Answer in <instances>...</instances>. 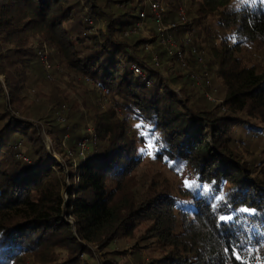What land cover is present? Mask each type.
<instances>
[{"label": "trees", "instance_id": "16d2710c", "mask_svg": "<svg viewBox=\"0 0 264 264\" xmlns=\"http://www.w3.org/2000/svg\"><path fill=\"white\" fill-rule=\"evenodd\" d=\"M159 1L0 0V76L5 82L0 80V264H20L26 255L34 256L33 264H81L85 253L96 264L86 244L112 255L115 238L125 236L134 250L154 251L146 264H240L232 247L244 264H264V182L248 174L232 148L238 131H254V121L260 122L255 129L264 140V72L236 56L247 43L264 44V0H188L185 21L175 18L180 0H162L170 5L164 20L174 14L176 24L163 32H176L179 51L173 56L154 26L146 27L153 34L150 40L134 32L140 14L148 18L150 5ZM213 14L223 30L220 43L232 51L215 71L226 89L221 102L211 101L196 84L189 63L201 67L202 74L213 73L197 59L203 49L196 37L183 38L186 29ZM33 27L45 33L68 66L88 77L95 95L103 90L123 111L116 117L89 112L88 119L83 112L77 130L55 133L46 126L61 155L56 164L42 125L29 120L31 115L45 120L40 107L29 115L9 107L21 91L49 80L28 48ZM148 44L157 48V62L145 49ZM173 61L188 73L162 75L160 65ZM150 152L184 174L187 183L180 192L185 200L149 196L142 201L121 188V180ZM225 214L232 220L221 223L219 216ZM147 221L150 228L138 231ZM101 261L121 264L112 256Z\"/></svg>", "mask_w": 264, "mask_h": 264}, {"label": "rangeland", "instance_id": "374dc122", "mask_svg": "<svg viewBox=\"0 0 264 264\" xmlns=\"http://www.w3.org/2000/svg\"><path fill=\"white\" fill-rule=\"evenodd\" d=\"M158 3L163 8V30L169 31L171 28H169L168 25L174 23V21L171 20L174 14L168 16L165 21L164 17H167V13H165L167 9L166 7L170 8V5L168 2L162 0ZM167 4L169 6H167ZM184 6H187L189 10L190 5H188V0H180V3L178 4V13L175 16L176 19L180 18L179 12L181 9L186 14L187 8ZM141 18L142 19L134 25V32L138 33L140 37L150 40L153 37V34L150 30H147L146 27L149 28V26H154L157 29V26L155 25L151 14L148 18H145L144 14V17ZM217 18V14H213L211 17H206L205 19L200 20L198 22L199 24H196L193 27V30H190V28L185 30L183 38L188 37L193 40V38L196 37L203 49L201 52L202 54L197 53V59H201L203 64L205 63L206 65V70L208 71V69H210L213 73L210 74L209 72H205L202 74L201 67L196 64V67L194 68L189 63V68L190 71L194 73L192 74V77L195 78L196 84L203 89L205 95L211 101L221 102L224 98L226 89L222 86L220 80L216 78L215 71L221 67L224 55L230 56L232 55V51L222 45L219 41L223 30L216 25ZM185 20H187V18H185ZM189 20L190 23H192L191 20L193 19L189 18ZM31 31L32 34H30L27 39L28 48L31 53H36L38 55L40 64L49 75V80H42L41 82H38L36 86L32 82V85L34 86L29 87L26 92L25 90L21 91V94L17 96L16 100H10L9 107L15 108L18 115H21V113L29 115L35 108L40 107L43 111L42 113L46 116L45 120L39 122L38 119L32 115L29 117V120L33 123H40V125H42L41 134L51 155V160L56 164L61 161V155L55 153V145H53L50 135L46 132V126H50L48 128L55 133H61V128H66L65 131L68 129L77 130L81 127V124L84 121L83 117H81L83 112L86 113L84 118L88 119L91 115L89 112H95V114H103L105 112L111 114L112 112V115L116 117L119 115L122 116L123 111L118 106H114L111 103V100L108 99V96L103 90L98 91V94L95 95L93 93L94 86L91 81L88 80V77L83 72L68 66L63 55L55 51L54 48L45 41V33H41L36 27H33ZM175 34L176 32L173 30L172 32H167L160 36V38L165 39L164 43L161 42V45L172 51L170 56H173L176 51H179L177 46L178 43L174 39ZM183 38L181 40H183ZM164 47H162L160 51H163ZM145 49L150 52L153 60L155 58L154 61L157 62L156 57L159 54L157 48L148 44ZM239 54L243 57L244 62L254 66L258 71L264 72V44H261L260 42L247 43L243 47L242 52L237 53L236 56H239ZM165 59L167 58L163 57L161 58V61H164ZM168 67H171L172 71H170ZM11 69L12 71L16 70V68L13 67ZM19 70L25 71L24 68H20ZM159 70L162 75L168 78L177 74L181 75L182 71H184L181 67L179 68L177 66L176 61L168 62L166 65H160ZM186 73L188 72H183V74ZM0 80L3 84L5 83L3 76H0ZM180 86L179 84H175L174 88L179 89ZM24 94H26L25 99H23V96H25ZM236 116L245 118V113H239ZM254 122L255 125L252 127L254 129L251 133L252 135H242L241 132L238 131L235 144L232 148L238 155L240 163L245 166L248 174H251L253 177L264 182V140H261V136L258 135V129H255V127L258 128L261 126V124L259 125L260 122ZM86 123L87 131L90 134H94L93 125L87 121ZM65 166L66 167L63 168L65 182L69 185L68 165ZM186 183L187 179L184 174H176L167 166H164L159 161L155 160L150 154H145L144 160L131 172L130 177L121 180V188L125 189L130 194H133L136 199L142 201L149 196H154L158 199L173 197L185 200V196L181 194L180 188H183ZM126 191H124V194ZM63 196L66 199V190L63 191ZM67 220L71 223L73 222L69 217ZM150 225L151 222H144L140 225L141 229L138 231L142 232L150 228ZM191 227H193V225H191ZM137 233L139 234V232ZM144 243H146V241L141 242L140 245H143ZM113 244V248L116 252L112 253V255L104 253V250H99L92 244H86V246L96 259V264H101V260L109 258V256L115 257V259L121 264H146L149 258L155 256L154 251L148 247H140L137 248L138 250H134L135 248L132 246L134 244L133 241L126 236L115 238ZM149 245L151 246L152 244ZM87 256V253L80 255L81 264H94L93 260L89 259ZM33 261V255H26L20 261V264H33Z\"/></svg>", "mask_w": 264, "mask_h": 264}, {"label": "built area", "instance_id": "2783aa9c", "mask_svg": "<svg viewBox=\"0 0 264 264\" xmlns=\"http://www.w3.org/2000/svg\"><path fill=\"white\" fill-rule=\"evenodd\" d=\"M149 11H150V14H151L152 19L155 22V25L157 26V30L160 31V32H162V35H164L163 32H165L166 30H163L164 29V26H163V23H162L163 8L159 5V3H152L150 5V10ZM140 15H141V17H144V13L143 12ZM179 17H180L179 19L181 21H185V18H186L185 17V13H184V11L182 9L179 12ZM175 26H176L175 23H170L168 25L169 28H174ZM164 41H165V39L164 38H161V42L164 43ZM192 51L194 53H197V50L194 47H193ZM168 52H169V54H172V51L171 50H168ZM178 58L181 61H183V56H182L181 52H178ZM154 60H155V58H154ZM199 60L201 61V59H199ZM182 64H183V66H186V64H185L184 61H183ZM135 72L136 73H139V70L138 69H135ZM80 146H81V150H83V149L86 148V143L83 142V143L80 144Z\"/></svg>", "mask_w": 264, "mask_h": 264}, {"label": "snow or ice", "instance_id": "6c2138e0", "mask_svg": "<svg viewBox=\"0 0 264 264\" xmlns=\"http://www.w3.org/2000/svg\"><path fill=\"white\" fill-rule=\"evenodd\" d=\"M137 127H139V125ZM149 154L151 155L152 153L150 152ZM192 187H195V185H192ZM205 190H207V189H205ZM239 211L251 212V211H254V210L248 209V208H242V209H239ZM231 220H232V216L231 215L225 214V215H220L219 216V221L221 223H228ZM228 251H229V249L226 248L225 252H228ZM231 253L235 257L236 260L240 261V264H244L243 255L241 254V252L236 247H232L231 248Z\"/></svg>", "mask_w": 264, "mask_h": 264}]
</instances>
